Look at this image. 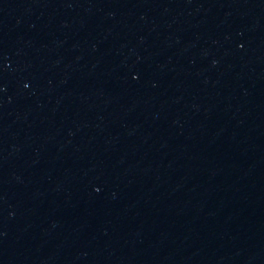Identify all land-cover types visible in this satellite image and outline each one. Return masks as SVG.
Returning <instances> with one entry per match:
<instances>
[{
	"label": "water",
	"instance_id": "obj_1",
	"mask_svg": "<svg viewBox=\"0 0 264 264\" xmlns=\"http://www.w3.org/2000/svg\"><path fill=\"white\" fill-rule=\"evenodd\" d=\"M0 264H264V0H0Z\"/></svg>",
	"mask_w": 264,
	"mask_h": 264
}]
</instances>
